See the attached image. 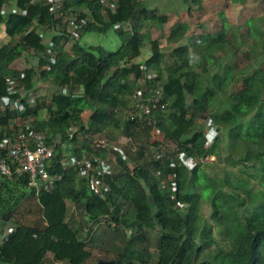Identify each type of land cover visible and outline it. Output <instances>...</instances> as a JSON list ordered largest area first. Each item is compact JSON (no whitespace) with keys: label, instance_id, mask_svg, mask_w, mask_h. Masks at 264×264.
Instances as JSON below:
<instances>
[{"label":"trees","instance_id":"16d2710c","mask_svg":"<svg viewBox=\"0 0 264 264\" xmlns=\"http://www.w3.org/2000/svg\"><path fill=\"white\" fill-rule=\"evenodd\" d=\"M259 1L264 11V0ZM59 6L79 12L84 20L79 38L88 31L113 29L119 46L114 51L85 47L77 38L66 49L71 38L58 31L51 37L54 63L48 71L18 68L14 61L21 52L35 55L37 68L46 61L41 56L46 47L35 27L52 31L62 23L48 3L0 0V25L7 37L0 44V98H15L6 90L8 75L27 89L33 88L36 74L54 87L23 111L0 102V135L10 119L31 118L30 124L48 141L59 135L63 142H71L69 150L78 157L93 150V135L112 127L146 139L150 125L142 117L125 115L124 109L137 76L151 70L163 87L164 103L154 110L153 121L166 142L175 141V149H165L159 156V143L154 142L145 160L140 144L131 168L117 152V171L105 177L108 190L103 194L92 190L78 169L61 165L59 145L46 163L48 173L57 177L50 188L31 187L25 176L0 175V222L10 225L0 241V264H85L91 252L88 241L79 238L66 201L90 223L103 220L109 227L126 224L135 229L115 264H264V61L258 53L255 61H238L241 47L231 25L201 31L181 44L188 30L185 22L171 26L166 43L174 45L164 50L142 27L148 20L161 25L168 16L145 8L140 0H117L113 9L103 0H63ZM255 21V16L243 21L253 41L242 54L259 45L264 52V34ZM122 22H129L128 27L114 28ZM145 41L150 54L140 62L136 58ZM60 87L67 93L58 92ZM86 107L91 110L83 116ZM199 121L207 127L195 129ZM71 126L77 130L69 136ZM221 131L226 135L227 159L218 178L205 172L200 162L184 163L182 156L198 160L217 155ZM95 152L105 155V150ZM156 172L161 177L173 174V196L160 186ZM202 201L208 203L207 215ZM156 226L160 235L153 240L155 257L148 247L132 248L137 241L149 240L144 230Z\"/></svg>","mask_w":264,"mask_h":264},{"label":"rangeland","instance_id":"374dc122","mask_svg":"<svg viewBox=\"0 0 264 264\" xmlns=\"http://www.w3.org/2000/svg\"><path fill=\"white\" fill-rule=\"evenodd\" d=\"M142 5L147 9H157L158 13L167 15V20L146 21L142 27V31L145 32L148 39L157 38L160 45L164 50L170 49L174 44L166 43V36L168 35L171 26L175 23L185 22L188 25L187 35L181 40V44L187 42V38L196 36L198 33L202 32H213L216 31L221 26L231 25L234 29L236 35L238 36V43H240V49L238 50V61H255L254 53H258V59L264 61V52L261 50L259 45L257 48L247 52V54H242V51L248 49L249 44L252 43V37L246 34V27L243 25L244 19L255 16V26L264 34V11L259 0H140ZM197 1L198 3L196 4ZM5 12V11H4ZM60 26L58 27V30ZM231 30V28H229ZM244 39L246 44L241 40ZM7 40L4 33L3 24L0 25V44ZM79 43L85 47L88 46H101L107 51H114L119 46L118 36L113 29H109L106 32H96L88 31L82 33L79 38ZM73 40H68L64 47L69 49ZM150 54V46L145 41V45L141 48L140 55L136 58L137 61L142 62ZM194 56V54L192 53ZM32 58V53H24L15 60L18 62L20 67H28V61ZM14 61V62H15ZM136 61V62H137ZM264 66V64H263ZM42 84H38L37 88L34 89V96H39L43 94H50L51 83L49 81H40ZM46 86V87H45ZM91 109L86 107L83 116L86 115ZM207 127L206 123L197 122L194 127L199 129ZM77 133V132H76ZM106 137L110 142L116 143L117 145L124 147V153L128 167H132L133 159H136V151L141 144L144 147V159L146 160L151 156L152 148L154 147V142L161 139V134L159 136L153 133V130L149 132V135L144 139L143 135H132L127 136L118 127H112L108 132L102 134H95L91 139H99L100 137ZM219 147L214 154V158L206 159L202 162L201 167L204 171L210 175L218 178L220 172L226 166L227 152L225 150L226 145V135L224 131L220 132L219 135ZM153 142V143H152ZM92 144V143H91ZM63 147V145H62ZM167 152L173 151L175 149V141L173 139H168L166 145H163ZM178 156V155H177ZM112 159V169L117 171V165L115 162V157ZM140 160V159H139ZM69 203V202H68ZM70 207V206H69ZM68 207V208H69ZM129 210V209H128ZM127 210V215L129 218L132 217V211ZM202 212L207 215L208 203L202 201L201 203ZM69 211V209H68ZM78 211V210H77ZM80 212V211H79ZM83 213L75 214V221L78 227V236L81 240L88 241V249L90 252V257L87 259L85 264H115L117 256L122 251V247L132 236L136 234L135 229L126 224L118 225L116 228L107 226L103 220L97 223H90L83 218ZM9 224L0 222V241L5 236L6 232L9 230ZM131 230L133 234L130 235ZM144 235L149 237L148 239H143L137 241L132 248L139 249L143 247H148L152 256L155 257L156 251L153 244V240L157 239L160 235V230L156 226L154 229L144 230Z\"/></svg>","mask_w":264,"mask_h":264},{"label":"built area","instance_id":"2783aa9c","mask_svg":"<svg viewBox=\"0 0 264 264\" xmlns=\"http://www.w3.org/2000/svg\"><path fill=\"white\" fill-rule=\"evenodd\" d=\"M33 2L48 3L50 10L58 15L62 26L60 29L55 28L52 31H47L45 26H36L35 31L41 38V42L46 47L45 52L41 54L45 58V63L37 68V62L34 65L35 71H48L50 65L54 63V54L51 50L52 40L51 33H59L68 36L72 40L79 38V32L82 29L83 19L79 18V12H67L61 9V2L63 0H31ZM117 0H103L104 6H110L112 9L116 5ZM15 9H12L14 11ZM129 22H122L114 24V28H127ZM140 70H144L141 65ZM129 78H134L132 75ZM42 79L36 74L34 77L33 88L27 89L19 79L10 75L5 77V86L8 93L15 95L14 99L9 97L0 98L1 104L8 107L10 110L23 111L26 104L34 105L35 96L34 89L38 84H41ZM42 85V84H41ZM46 87V86H45ZM53 87V86H51ZM54 88V87H53ZM58 92L62 94L67 93L65 87H60ZM163 87L156 79L155 72L148 70L143 71L135 79V89L130 97L129 106L124 109V114L130 116L142 117L146 124L150 125V132L157 136L161 134L159 143L158 155H164V147L166 139L158 130L153 121V113L155 109L164 106L162 99ZM31 118L22 119L16 117L10 119V122L0 135V175L7 178L26 177L27 184L36 189H48L53 185L57 177L49 174L46 170V163L52 157L55 147L59 145L63 149V156L60 163L63 167H74L85 174L88 179L90 188L98 194H103L108 190L106 186L105 177L114 173L112 169V159L110 156L116 157V153L121 154L122 160H126L125 154L121 146L112 143L105 138H99L92 142V151L89 154H82L80 157L72 153L69 148L71 142H63L59 135L48 141L46 134L43 131L34 128L30 124ZM3 129L0 127V131ZM77 130L76 126H71L68 129V134L71 136ZM213 136V135H211ZM211 139V138H210ZM63 145V147H62ZM69 150V151H68ZM105 150V155L96 153L95 151ZM214 155H207L198 160L196 158H189L182 156V160L186 165L191 166L197 162H204L206 159L214 158ZM116 162V158H115ZM155 175L159 179L160 186L166 187L171 196L174 193L173 174H167L164 177Z\"/></svg>","mask_w":264,"mask_h":264},{"label":"crops","instance_id":"0c3cea01","mask_svg":"<svg viewBox=\"0 0 264 264\" xmlns=\"http://www.w3.org/2000/svg\"><path fill=\"white\" fill-rule=\"evenodd\" d=\"M53 35V33H51V36ZM31 53V52H30ZM36 56L35 55H33L32 56V58H30L29 59V61H28V65L29 66H34L35 64H36V62L37 61H35L36 60V58H35ZM17 66H19L18 68H23V67H20V65H19V63L17 62L16 63V61L14 62ZM28 66V67H29ZM51 89L53 90L54 88L53 87H51ZM69 201H66V210H67V213H73L74 215L76 214V213H79L78 211H77V209H76V207L73 205V203H71V202H69ZM70 206V207H69ZM69 207V208H68ZM68 209H69V211H68ZM87 262V261H86Z\"/></svg>","mask_w":264,"mask_h":264},{"label":"water","instance_id":"95a60500","mask_svg":"<svg viewBox=\"0 0 264 264\" xmlns=\"http://www.w3.org/2000/svg\"><path fill=\"white\" fill-rule=\"evenodd\" d=\"M1 102V101H0Z\"/></svg>","mask_w":264,"mask_h":264}]
</instances>
